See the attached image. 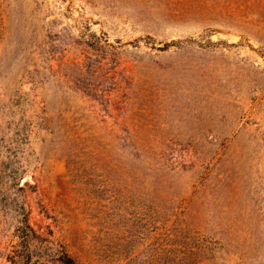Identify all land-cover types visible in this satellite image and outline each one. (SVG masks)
<instances>
[{"label":"rangeland","instance_id":"rangeland-1","mask_svg":"<svg viewBox=\"0 0 264 264\" xmlns=\"http://www.w3.org/2000/svg\"><path fill=\"white\" fill-rule=\"evenodd\" d=\"M63 254L264 264V0H0V264Z\"/></svg>","mask_w":264,"mask_h":264},{"label":"trees","instance_id":"trees-1","mask_svg":"<svg viewBox=\"0 0 264 264\" xmlns=\"http://www.w3.org/2000/svg\"><path fill=\"white\" fill-rule=\"evenodd\" d=\"M64 259H67V261H70V259L67 258L66 254H63L62 256L60 255L59 261H60L62 264H68L69 262H67V261L64 260Z\"/></svg>","mask_w":264,"mask_h":264},{"label":"water","instance_id":"water-1","mask_svg":"<svg viewBox=\"0 0 264 264\" xmlns=\"http://www.w3.org/2000/svg\"><path fill=\"white\" fill-rule=\"evenodd\" d=\"M24 184H26V183H24Z\"/></svg>","mask_w":264,"mask_h":264}]
</instances>
